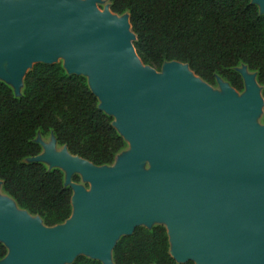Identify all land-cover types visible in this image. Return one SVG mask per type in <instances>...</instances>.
<instances>
[{"label": "water", "instance_id": "95a60500", "mask_svg": "<svg viewBox=\"0 0 264 264\" xmlns=\"http://www.w3.org/2000/svg\"><path fill=\"white\" fill-rule=\"evenodd\" d=\"M96 1L0 0V77L8 72L18 89L34 64L62 58L130 146L114 166L96 167L66 147L48 153L52 168L79 174L90 191L65 180L72 214L52 228L0 197V264L78 256L114 264L118 239L155 221L165 224L177 263L264 264V128L252 124L264 100L253 78L241 76L238 97L226 82L223 95L212 92L183 63L157 72L135 53L128 15L99 12ZM251 2L264 15V0Z\"/></svg>", "mask_w": 264, "mask_h": 264}, {"label": "trees", "instance_id": "16d2710c", "mask_svg": "<svg viewBox=\"0 0 264 264\" xmlns=\"http://www.w3.org/2000/svg\"><path fill=\"white\" fill-rule=\"evenodd\" d=\"M113 14L129 17L135 53L159 72L179 62L209 86L217 78L241 93L244 83L236 68L255 74L264 100V15L251 0H107ZM99 109L87 79L68 74L62 63H37L23 78L21 94L0 81V182L17 207L52 228L72 214V190L64 174L31 159L41 153L38 132L51 133L69 154L96 167L111 166L127 149ZM72 181L79 183L77 175ZM7 255L0 242V261ZM114 264H181L170 255L163 225L136 227L118 239ZM71 264H101L78 256ZM182 264H194L189 261Z\"/></svg>", "mask_w": 264, "mask_h": 264}, {"label": "rangeland", "instance_id": "374dc122", "mask_svg": "<svg viewBox=\"0 0 264 264\" xmlns=\"http://www.w3.org/2000/svg\"><path fill=\"white\" fill-rule=\"evenodd\" d=\"M95 7H96V9L99 12H102L105 9H109V3H108L107 0H97L95 2ZM58 62L62 63V65L64 63L62 58L57 59V63ZM236 70L240 73V75L243 77V79L253 78V81L255 82L256 87H257V89L259 91V95H260L261 94V87L257 84L254 73L249 72L247 70V68L245 66H243V65L238 66L236 68ZM0 81H3L5 83H7L12 88L13 91L17 92V94H21V90H22V85L23 84H21V86L18 87V89L14 88V86L12 85V78L10 77L8 72H5V77H0ZM223 83H225V82L223 80L219 79V80L216 81V84L214 86H210V89L212 90V92H214V93H216L218 95H223V91H222V89L220 87V84H223ZM245 91H246V88L244 86V89H243V91L241 93L237 92V96L238 97L242 96L245 93ZM252 124L255 125V126L264 128V103L259 108V112L253 116ZM35 140H36L37 143L40 144L41 149H42L41 153L38 156H41V157L44 158L45 161H43V164L47 168H52L53 164H52L51 161H48L46 159V156H47L48 153H52V152H53V154H60L61 152H63V149H64L63 146H60L56 142L54 136L51 133L42 134V133L38 132L37 135H36ZM127 145H128V143H127ZM129 150H130V146L128 145L126 150H124L123 152H121L120 154H118L116 156L115 161H114V163L112 165L114 166V164H116V162L119 159H122L129 152ZM150 168L151 167H150V164L148 162L144 163V165L141 167V169H142V171L144 173L148 172L150 170ZM63 174H64V182L66 180L68 185H70V186H80L81 188L84 189V191L86 193H88L90 191V184L88 182L84 181L79 174L73 173L70 176H67V174L64 171H63ZM75 175H77L79 177V179H80L79 183H75V182L72 181V177L75 176ZM0 197L1 198L8 197L3 192L1 184H0ZM155 225H165V224L162 223V222H157V221L152 222L150 224H146V223L139 224V226L145 227V228H150L151 226H155ZM63 264H68V263L65 262Z\"/></svg>", "mask_w": 264, "mask_h": 264}, {"label": "bare ground", "instance_id": "6f19581e", "mask_svg": "<svg viewBox=\"0 0 264 264\" xmlns=\"http://www.w3.org/2000/svg\"><path fill=\"white\" fill-rule=\"evenodd\" d=\"M134 52V51H133ZM9 198V197H8ZM17 208V207H16ZM8 252H9V250H8Z\"/></svg>", "mask_w": 264, "mask_h": 264}]
</instances>
